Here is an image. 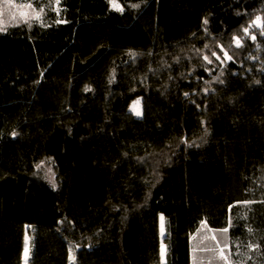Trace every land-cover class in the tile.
<instances>
[{
  "label": "trees",
  "instance_id": "16d2710c",
  "mask_svg": "<svg viewBox=\"0 0 264 264\" xmlns=\"http://www.w3.org/2000/svg\"><path fill=\"white\" fill-rule=\"evenodd\" d=\"M19 1L42 14L0 32V264L27 235L28 264L63 243L74 264H195L207 228L264 264V0Z\"/></svg>",
  "mask_w": 264,
  "mask_h": 264
},
{
  "label": "rangeland",
  "instance_id": "374dc122",
  "mask_svg": "<svg viewBox=\"0 0 264 264\" xmlns=\"http://www.w3.org/2000/svg\"><path fill=\"white\" fill-rule=\"evenodd\" d=\"M60 3L61 2L59 0V3H57L59 10L61 9ZM109 3H110V0H109ZM115 3L118 7L123 8V6L120 4L118 0H115ZM110 5L112 9L117 10L116 7H113L112 3H110ZM4 9H5V5L3 3V0H0V13H2L0 14V27L6 28V30L9 27L14 26L19 23H31L33 21H39L41 19L42 11L36 8L34 5H32L29 2H21L19 0H10V6L8 7V9L7 10H4ZM22 13L24 15H22ZM136 101H139V104L136 105L135 110L141 113V115L139 116H142L143 115V112H142L143 104H142L141 98H137L133 101V103L131 104L130 110L135 114V111L133 110V105ZM42 169L44 170L47 179L51 183L53 181V175H54V182L56 186L57 180H56V174H55L53 164L50 161H45L42 164ZM17 170L20 172H26L30 170V166H28L27 164H18ZM200 237H201L200 244L202 245V248L200 251L202 252H200L198 257L196 256L195 264H230L229 258L225 260L221 257V254H220L221 250H223V253L225 256L228 257L229 254L224 249V247L220 246L219 241L217 237L215 236V234L213 233V230L211 228L204 229L202 232V236ZM213 237H215V239H213ZM163 238L164 237L161 236L162 243L163 245H165ZM213 242L217 244V247L214 246ZM206 246H209V247H206ZM25 249H27V255H25V250H24L23 264H28L29 250H30V237L28 235L26 237ZM61 256H62V264H74V252L66 243L62 244ZM164 259H165V253L163 255V260Z\"/></svg>",
  "mask_w": 264,
  "mask_h": 264
},
{
  "label": "snow or ice",
  "instance_id": "6c2138e0",
  "mask_svg": "<svg viewBox=\"0 0 264 264\" xmlns=\"http://www.w3.org/2000/svg\"><path fill=\"white\" fill-rule=\"evenodd\" d=\"M3 3H4V5H5V9H4V10H7L8 7L10 6V0H3ZM57 3H59V0H57ZM110 3H112L113 7H116L118 11H123V8H122V7H118V6L116 5L115 0H110ZM133 7H138V5H133ZM0 14H2V13H0ZM22 15H24V14L22 13ZM37 18H38V17H37ZM260 21H261V18L258 16V17L256 18V21H254V26H261V27H264V25H261V24H260ZM60 23H65V21H60ZM204 23H205V24L208 23L207 19L204 20ZM3 31H6V28L0 27V32H3ZM243 31H244L245 34L248 33V29H247V28L243 29ZM261 34L264 35V31H262ZM251 38H252V39H255V36H252ZM234 39H235V42H236V46H237V47H240V46H241V43H240L239 38H234ZM221 47H222V46H221ZM213 55H215V53H214ZM225 56L227 57V59H231V57L227 56V53H225ZM204 59H205V60H208L209 63L212 62L211 60L208 59L207 56H205ZM217 59H220V57L217 56ZM86 90H89V89H86ZM205 91H207V89H205ZM185 95L187 96L188 94L185 93ZM138 104H139V101H136V102L134 103V105H133V110L135 111V114H136L137 116L141 115V113H140L139 111H136V110H135V109H136V105H138ZM13 135H15V133H13ZM42 164H43V162H41V164L37 165V167H38V168L41 167ZM52 183H53V187H55L54 175H53V181H52ZM242 203H244V204H249V203H251V201H244V202H242ZM221 231H223V232H227V231H228V228L222 229ZM249 231H251V229H249ZM160 234H161L162 237H164V235H165V227H164V217H163V215L160 216ZM213 239H215V237H213ZM165 252H166V246L163 245V243H162V244H161V255L163 256ZM220 254H221V257H222L223 259H225V260L228 259V257L224 255L223 250H221V253H220ZM25 255H27V249H25Z\"/></svg>",
  "mask_w": 264,
  "mask_h": 264
}]
</instances>
